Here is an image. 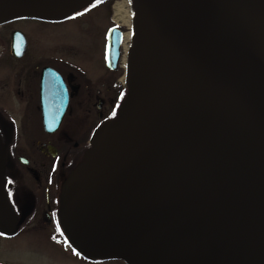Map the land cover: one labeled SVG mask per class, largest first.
<instances>
[{
    "label": "water",
    "instance_id": "obj_1",
    "mask_svg": "<svg viewBox=\"0 0 264 264\" xmlns=\"http://www.w3.org/2000/svg\"><path fill=\"white\" fill-rule=\"evenodd\" d=\"M90 1L0 0V11L24 3L37 15L5 20L60 19ZM133 9L130 86L160 148L90 152L86 162L117 167L73 194L70 240L92 261L264 264V0H133ZM120 40L113 27V62ZM144 204L156 215L138 216Z\"/></svg>",
    "mask_w": 264,
    "mask_h": 264
},
{
    "label": "flooded vegetation",
    "instance_id": "obj_2",
    "mask_svg": "<svg viewBox=\"0 0 264 264\" xmlns=\"http://www.w3.org/2000/svg\"><path fill=\"white\" fill-rule=\"evenodd\" d=\"M104 4L106 0H92L60 19L19 17L0 23V232L5 234L0 247L5 239L31 235L41 236V244L75 250L71 220H65L72 214L73 194L89 190L83 187L99 171L97 176L107 177V166L117 167L101 160L86 162L90 152L96 154L100 145L103 157L116 142L160 148L147 132L148 107L123 81L125 28L108 9L97 13ZM68 22L69 30L80 32V40L48 37L52 26ZM113 27L121 33L115 62L107 56ZM136 208L142 210L138 216L156 215L145 212V204ZM114 214L111 206L106 216Z\"/></svg>",
    "mask_w": 264,
    "mask_h": 264
},
{
    "label": "rangeland",
    "instance_id": "obj_3",
    "mask_svg": "<svg viewBox=\"0 0 264 264\" xmlns=\"http://www.w3.org/2000/svg\"><path fill=\"white\" fill-rule=\"evenodd\" d=\"M116 0H106V4L99 6L97 13L108 9L113 16V4ZM133 3V0H127ZM110 6V7H109ZM96 12V11H95ZM133 14L136 13L133 10ZM103 15H97V18ZM71 22L54 25L50 28L48 37L53 40L77 39L80 40V32L69 30ZM101 24V23H100ZM105 21L102 26H106ZM124 32L130 31L129 26L122 25ZM58 41V42H59ZM21 238V237H19ZM41 236H31L27 239H5L0 247V262L6 264H127L123 259H106L98 262L86 261L83 257L76 256L75 252L65 245L41 244Z\"/></svg>",
    "mask_w": 264,
    "mask_h": 264
},
{
    "label": "bare ground",
    "instance_id": "obj_4",
    "mask_svg": "<svg viewBox=\"0 0 264 264\" xmlns=\"http://www.w3.org/2000/svg\"><path fill=\"white\" fill-rule=\"evenodd\" d=\"M28 2V1H27ZM30 3V2H28ZM27 3V4H28ZM24 3L17 4L15 6V3H12L9 8L3 9L0 11V21L5 20L7 18L11 17H17V16H22L26 14H36L34 11L25 9L23 8ZM31 4V3H30ZM32 5V4H31ZM33 6V5H32ZM114 12H113V19L119 23L120 25H126V26H131L133 27V31H135V24H134V18H132L131 10H130V5L126 0H116L113 6ZM37 15V14H36ZM132 33L131 32H125L124 33V38H123V44H122V56H121V62L122 64L126 65L127 71L126 74L123 77V81L127 83H133V76L135 77V54H132V51L128 50L129 46V40H131ZM135 61V62H134ZM122 254L121 253H115L113 255H118ZM104 256V255H103ZM128 261L129 258H127Z\"/></svg>",
    "mask_w": 264,
    "mask_h": 264
},
{
    "label": "snow or ice",
    "instance_id": "obj_5",
    "mask_svg": "<svg viewBox=\"0 0 264 264\" xmlns=\"http://www.w3.org/2000/svg\"><path fill=\"white\" fill-rule=\"evenodd\" d=\"M97 2H99V0H97ZM78 15H82V13H78ZM5 235L4 233L0 232V236Z\"/></svg>",
    "mask_w": 264,
    "mask_h": 264
}]
</instances>
